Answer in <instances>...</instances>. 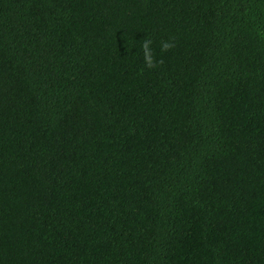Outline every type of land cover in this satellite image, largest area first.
<instances>
[{
	"label": "trees",
	"instance_id": "obj_1",
	"mask_svg": "<svg viewBox=\"0 0 264 264\" xmlns=\"http://www.w3.org/2000/svg\"><path fill=\"white\" fill-rule=\"evenodd\" d=\"M0 264H264V0H0Z\"/></svg>",
	"mask_w": 264,
	"mask_h": 264
},
{
	"label": "clouds",
	"instance_id": "obj_2",
	"mask_svg": "<svg viewBox=\"0 0 264 264\" xmlns=\"http://www.w3.org/2000/svg\"><path fill=\"white\" fill-rule=\"evenodd\" d=\"M152 44L153 41L146 37L143 40L142 45L140 46L141 51L143 52V59H144V65L146 68L149 69H155L159 65L163 64V60H157L156 56L154 54V51L152 49ZM161 52L167 53L170 51L172 48L175 47V43L172 42L171 40L169 41H163L161 43Z\"/></svg>",
	"mask_w": 264,
	"mask_h": 264
}]
</instances>
